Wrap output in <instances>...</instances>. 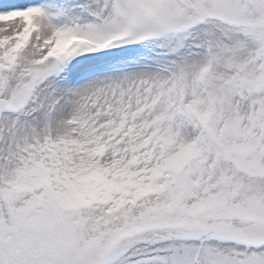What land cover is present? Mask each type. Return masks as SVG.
<instances>
[{"label":"snow or ice","instance_id":"6c2138e0","mask_svg":"<svg viewBox=\"0 0 264 264\" xmlns=\"http://www.w3.org/2000/svg\"><path fill=\"white\" fill-rule=\"evenodd\" d=\"M0 264H264V0H0Z\"/></svg>","mask_w":264,"mask_h":264}]
</instances>
